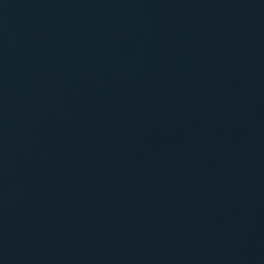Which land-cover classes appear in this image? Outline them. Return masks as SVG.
I'll return each mask as SVG.
<instances>
[{
    "label": "water",
    "instance_id": "obj_1",
    "mask_svg": "<svg viewBox=\"0 0 264 264\" xmlns=\"http://www.w3.org/2000/svg\"><path fill=\"white\" fill-rule=\"evenodd\" d=\"M0 264H264V0H0Z\"/></svg>",
    "mask_w": 264,
    "mask_h": 264
}]
</instances>
